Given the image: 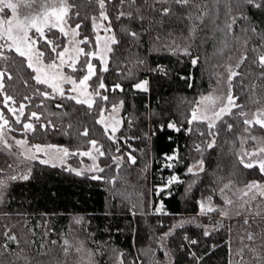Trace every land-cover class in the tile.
Wrapping results in <instances>:
<instances>
[{"label": "trees", "instance_id": "trees-1", "mask_svg": "<svg viewBox=\"0 0 264 264\" xmlns=\"http://www.w3.org/2000/svg\"><path fill=\"white\" fill-rule=\"evenodd\" d=\"M43 2L29 0L32 8L23 9L36 12ZM69 2L74 5L69 23H80V38L88 35L94 42L96 33L90 17L99 15L98 6L90 0ZM196 3L207 13L202 21L188 19L189 9L179 8L172 0H126L123 5L112 0L106 4L119 44L112 45L108 71L101 72L99 60L92 59L97 64V76L103 77L108 100L98 99L91 109L67 99V94L55 99L37 95L36 89L50 92V88L36 84L31 78L35 73L26 61L21 64L23 57L3 50L10 59L0 61V70H6L12 79L4 78L0 107L10 119L13 133L25 136L31 144L64 145L71 153L88 150L89 141L96 140L105 152L99 159L105 171L98 172L104 179L93 180L92 172L78 176L66 171L65 165L52 167L28 161L15 147L5 149L0 145V177L15 171L16 165L32 167L28 180L10 181L0 197V264H236L239 257L234 253L247 231L257 234L254 247L264 251V206H259L261 215L257 216L240 208L238 199L246 184L264 180L258 167L247 169L240 163L241 150L254 147L257 141L259 144L264 139V128L254 123L246 132L248 126L238 115L242 110L249 119L255 110L264 107V68L253 63L258 54L264 53V7H252L244 0ZM164 7L172 9L167 16L160 13ZM121 10L133 13L134 18L116 19ZM197 15L200 13L193 11V16ZM251 28L255 32L246 31ZM125 29L139 33L138 39L133 40ZM47 34L49 40L60 39L58 51L62 50L67 38L58 29ZM38 46L49 61L50 49L43 40ZM176 46L179 51H175ZM184 49L190 55H185ZM242 56L247 59L236 68L240 75L232 80V93L243 108H233V115L217 121L215 146L207 148L212 139L207 135V121H188L202 95L212 91L226 67H235ZM194 58H198L196 65L192 64ZM157 67H163L167 74L153 71ZM74 74L82 77L80 72ZM147 77L149 91L133 87ZM95 81L93 76V84ZM116 84L123 91H112ZM5 95L12 96L16 105H26L21 124L15 123V117L4 106ZM25 96L31 99L24 100ZM120 101L125 118L113 142L97 121L101 109ZM57 104L62 107L57 108ZM31 112H37L40 120L31 121L34 130L25 133L22 124L29 122ZM169 123L180 131L169 129ZM228 123L233 124L232 131L227 130ZM85 129L87 136L82 135ZM196 145H200L201 152L195 151ZM174 152L180 162L174 161L170 169L164 167L165 155ZM129 154L135 157V164L128 160ZM113 157L122 159L117 164ZM199 160H203L204 171H198V175L188 173L187 168ZM69 161L78 164L79 154L70 155ZM173 174L180 182L157 194L156 189ZM206 196L212 197L216 208H224L229 214H199V202ZM226 199L233 200L234 205L226 204ZM255 202L253 210L257 208ZM159 203H163L166 214L156 212ZM246 218L249 225L244 224ZM181 221L184 226L175 227ZM205 229L208 236L204 235ZM190 240L197 243L193 245ZM245 259L250 260V254L246 253Z\"/></svg>", "mask_w": 264, "mask_h": 264}, {"label": "snow or ice", "instance_id": "snow-or-ice-1", "mask_svg": "<svg viewBox=\"0 0 264 264\" xmlns=\"http://www.w3.org/2000/svg\"><path fill=\"white\" fill-rule=\"evenodd\" d=\"M90 2H94L99 9L98 16L90 17L92 22V29L96 33L95 41L90 40L88 35H84L82 39H78L81 36V24L76 23L75 27L69 26V21L72 17L69 15L71 9L74 7L69 0H45V2L41 3L40 7L42 11L38 14H28L25 15L23 19H20L19 9L21 7L20 3H15L13 0H0V14H4L6 10H11V16L7 19H0V61L7 62L10 57L4 54V49L6 48L9 52H15L19 57H23L24 61H21L23 64L25 61L27 63V67L35 73L31 78L35 80L37 85H46L47 88L51 89V93L47 90L36 89L37 95L43 97L44 99H55L58 95L62 98L66 96L63 85L70 84L72 87L69 89L71 93H75V95H68L66 98L70 100H75L77 104L87 105L89 109L93 107L96 103L95 97H99L100 100L106 101L108 97L106 95L101 94V90H107L106 85L103 81L102 76H97L96 67L91 62L92 59H98L101 63V72L108 71L107 62H108V54L113 52L112 45L119 44V41L116 39V34L112 32L111 21L109 20V16L106 10V4L111 3L112 0H90ZM126 0H119V3L123 5ZM131 3H135V0H130ZM172 2L182 9H189L188 11V19H200L202 21L203 16L207 15L206 12L203 11V8L200 4L196 3V0H172ZM245 4L250 5L255 8L264 7V0H244ZM27 9L32 8V3H24L23 5ZM193 11L196 13H200V15L193 16ZM172 9L170 7H164L160 9V13L162 15L167 16ZM79 12L76 13V16H79ZM121 17H126L128 19H133V13L119 11L116 19H120ZM142 19V17H140ZM247 18V17H245ZM87 19V17H85ZM108 21L107 25L103 22ZM232 23H235V17L232 18ZM232 24H228L229 30L231 29ZM103 28V31L106 33L105 37L101 38L99 35V30ZM51 32L53 29H58L64 38H67V43L64 44L62 50L60 39L49 40L45 35V30ZM255 32V28L246 29V31ZM34 31L33 35H30ZM195 31V28H193ZM125 32L128 36L132 37L133 40L138 39L139 33L130 31L125 29ZM159 39V38H157ZM43 40L47 49H50L48 52V60L49 62L45 63L46 52L40 50L37 46L38 43ZM84 45V47H81ZM88 48L89 50H85ZM95 50H92V49ZM175 51H179V46H176ZM175 51L173 54H175ZM185 55H190L187 49H184ZM259 51V50H253ZM84 57V60L81 61V57ZM247 59L246 56H242L240 60L235 65V68H239L241 64ZM198 58H194L192 60V64L196 65ZM139 63H143L142 60ZM253 63L258 64L261 68H264V53H260L257 55L256 59ZM79 64V68L77 65ZM67 66L71 69L73 73L80 72L82 73V77L77 82L71 75H66L63 71L64 67ZM158 73L167 74L166 70L163 67H157L153 69ZM229 75L227 78L228 83V92L226 96H216L212 95L201 97L200 101L197 102V107L193 109L191 114V119L188 121L189 124H192L193 121H207L208 132L207 135L212 137V139L207 143V148H213L215 146L216 140L215 137L219 134L218 131H214L216 129L217 121L222 120L224 115H233V108H243L242 105L236 103L237 97H234L232 94V80L240 75L239 72L234 70L232 67L227 69ZM262 78H264V73L261 74ZM7 76V79L11 80L12 76L8 75L6 70H0V90L4 89V78ZM93 76H96V81L94 82L95 86L89 84V81L92 80ZM92 87V91H89V88ZM133 87L138 90L148 91V81L142 80L140 82L134 83ZM121 88L120 84L114 85L112 91ZM31 98L28 96L24 97V100H30ZM226 101L224 103H221ZM9 102L15 103L12 96L5 95L4 96V106L7 108L8 112H11L15 116V123L21 124V117L24 116V111L26 105L21 103L17 108L9 107ZM260 101L254 100L253 103H259ZM220 103L221 106L218 110H215L216 105ZM201 105L204 107L202 108ZM211 106L214 110L212 111V115L209 116L208 106ZM123 106V101H120L119 105L112 106V112L116 113L119 107ZM57 108L62 107L61 104L56 105ZM238 115L243 119V123L248 126L245 128L246 132L250 131L251 126L255 123L260 127L264 128V107H260L253 113V119H248V113L244 111H240ZM29 122H24L22 124V129L25 133L28 131L34 130V124L31 122L33 120L39 122L40 116L37 112H31L30 116L27 118ZM111 134L109 135V125L105 123L104 117V109L100 110V119L97 123L105 124V134L108 135L110 140L115 142V132L118 129V125L120 121L115 119V117H111ZM49 123H51L49 121ZM42 127L44 125H41ZM227 130L232 131L233 124L228 123ZM169 129H174L175 131H180L179 128L176 127L174 123H169L167 125ZM11 130L10 121L5 115L0 112V145H2L5 149L10 147L7 142V131ZM189 132L192 129H188ZM82 135L87 136V129L84 130ZM204 135V133H201ZM250 139L256 141L257 138L254 136H250ZM16 145L23 147L26 144L25 140H16ZM261 145L258 148L253 149L250 152H243L240 155V163L244 166V168L252 169L254 167H258L259 172L264 174V141H260ZM89 144L91 145V149L86 152H72L70 153L67 148L63 149H55L56 152L60 153L58 157H53L49 155L48 159L40 160L41 164H48L53 160H58L59 165L63 166L66 163L65 158L69 155H81L88 156L93 160V164L87 169H74L70 166L66 167L65 170L69 172H74L76 175H84L85 171L91 172H104L103 168H100L95 160L97 156H104L105 152L101 150V146L98 144L96 140H90ZM33 148L35 152L45 151L48 154L46 149H42L39 145H34ZM51 149L52 146H49ZM119 151V148H117ZM195 151L201 152L200 145L195 146ZM95 152L97 155H93ZM20 155H24L25 159H35V155H26L25 153H20ZM128 160L131 161L132 164L136 163V159L131 154L128 155ZM122 157H113V160L119 164V161ZM166 163L164 167L173 168L175 162H180V157L174 152L172 155H165L164 157ZM52 167H57V163H52ZM11 168V165H9ZM198 169L200 172L204 171L203 168V160L197 161L195 164L187 168V172L193 175H198V172L195 171ZM2 171V170H0ZM14 171V170H13ZM31 173L30 171L23 174H7L3 179H0V197H2L3 191L8 187L10 181L16 180H28ZM91 179L93 180H101L104 177L99 175H92ZM109 183L113 181H108ZM179 178L176 175H172L169 177L167 182L163 187L157 188L156 193L159 194L164 192L166 188H169L174 183H179ZM192 185H189V190ZM225 188H228L229 185H225ZM223 192V189H221ZM247 197V199H245ZM257 197L264 200V183H259L257 181H252L245 185V188L241 190V195L238 197L240 200L239 207L244 209L245 211L250 212L254 215H261L259 207L255 210L251 208V205L254 201H257ZM225 203L228 205H234V201L231 199H226ZM135 206V205H134ZM219 212L221 215L227 216L229 212L224 208H216L212 204V197L206 196L199 202V213L201 215H207L212 212ZM156 212L163 213V203L160 204L159 207L156 208ZM166 214V213H163ZM237 215L240 214L239 211L236 212ZM79 222V221H77ZM245 225H249V220L246 218L244 220ZM184 221L178 223L175 227H183ZM210 233L207 229L204 231V235L208 236ZM257 234L252 231H247L244 236L240 238L241 247L238 248L234 255L239 257V260L236 261V264H264V251H258L255 247V240ZM11 239H15V237H11ZM245 240L251 243H245ZM67 244V241L65 242ZM190 243L195 245L197 243L196 240H190ZM264 247V246H262ZM67 251V249H65ZM246 253L250 254L251 259L246 260ZM193 258L196 259L195 254L193 253Z\"/></svg>", "mask_w": 264, "mask_h": 264}, {"label": "rangeland", "instance_id": "rangeland-1", "mask_svg": "<svg viewBox=\"0 0 264 264\" xmlns=\"http://www.w3.org/2000/svg\"><path fill=\"white\" fill-rule=\"evenodd\" d=\"M13 2H15V3H20L21 4V7H20V9H19V14H20V19H23L24 18V16L25 15H28V14H38V13H40L41 11H42V9H40V10H38V11H36V12H34V11H24V9H23V5H24V3H29V0H13ZM10 16H11V10H6V12L4 13V14H0V19H7V18H10ZM105 25H107V23H108V21H104L103 22ZM69 26L70 27H75V26H73V25H71L70 23H69ZM112 32H113V29H112ZM48 30L46 29L45 30V35H46V37H47V39H49V36H48ZM114 33V32H113ZM34 34V31L32 32V33H30V35H33ZM99 35L101 36V38H102V40H103V38L105 37V35H106V33L103 31V28H101L100 30H99ZM78 39H81L80 37H78ZM0 43H2V41H0ZM67 43V42H66ZM38 46V45H37ZM39 47V46H38ZM81 47H82V45H81ZM41 50V49H40ZM95 50V49H94ZM109 58H110V54H108V62H109ZM47 62H49V61H46V59H45V63H47ZM91 62L93 63V65L97 68V64H96V62H94V61H92L91 60ZM100 62V61H99ZM108 62H107V65H108ZM101 64V63H100ZM229 67H232V66H227L226 67V70H225V72L222 74V76H221V78H220V80H219V82H218V84L216 85V87L212 90V91H210V92H207L206 94H204V95H202V97H205V96H209V95H212L213 97H216V96H226V94H227V92H228V83H227V78H228V75H229V73H228V71H227V69L229 68ZM234 70H236V68L235 67H232ZM63 71H64V73L66 74V75H71L74 79H76L77 80V82L79 81V79L80 78H77L76 77V75L71 71V69L70 68H68L67 66H65L64 67V69H63ZM143 80H147L148 81V91L150 90V79H149V77H147V78H145V79H143ZM142 81V80H141ZM89 84L90 85H92L93 87L95 86L94 84H93V82H92V80L91 81H89ZM72 86L70 85V84H64L63 85V88H64V91H65V94H67V95H75V93H71L70 91H69V89L71 88ZM113 87L114 86H112L111 87V89H113ZM89 91L91 92L92 91V87H90L89 88ZM49 93H51V89H50V92ZM101 94L102 95H105L104 94V91L103 90H101ZM233 94V93H232ZM95 99V101H97L98 99H99V97H95L94 98ZM201 99V98H200ZM224 102H226V101H223V102H221V103H224ZM115 105H119V104H115ZM221 106V104L220 103H218L217 105H216V107H215V110H218V108ZM9 107H14V108H17L18 109V107H19V105H16L15 103H13V102H9ZM201 107L203 108L204 106L203 105H201ZM214 109L209 105L208 106V115L209 116H211L212 115V111H213ZM0 112H2L3 113V110H2V108L0 107ZM256 112V110L254 111V113ZM4 114V113H3ZM253 114V113H252ZM5 115V114H4ZM14 116V115H13ZM115 117V119H118L119 121H120V124L118 125V129H117V131L115 132V138H116V136H117V134H118V131L120 130V128H121V126H122V124H123V121H124V118H125V115L123 114V108L122 107H119L118 108V111L116 112V113H113L112 112V106L110 107V108H107V109H104V117H105V123L106 124H108L109 125V135L111 134V120H110V118L111 117ZM5 117L6 118H8L6 115H5ZM15 117V116H14ZM9 119V118H8ZM249 119H253V115H251L250 116V118ZM9 121H10V119H9ZM104 125V128H105V124H103ZM177 127V126H176ZM10 128H11V130H8L7 131V137H6V139H7V142H8V145L10 146V147H8V148H11V147H15L17 150H18V152L19 153H25L26 155H35V159H31V161H35V160H37V161H40V160H43V159H48L49 158V155H51V156H53V157H58L59 155H60V153H58V152H56L55 151V149H63V148H67L68 150H69V148L68 147H66V146H64V145H59V144H54V143H36V144H31V143H29L28 141H27V139H26V137L25 136H23V135H16V134H14L13 133V131H12V129H13V125H12V123L10 122ZM178 128V127H177ZM16 140H25L26 141V144L23 146V147H21V146H18V145H16V143H15V141ZM260 141H264V139L263 140H260ZM99 144V143H98ZM34 145H39L42 149H46L47 150V152H48V154H46L45 153V151H41V152H35V149L33 148V146ZM100 145V144H99ZM49 146H52V148L50 149L49 148ZM101 146V145H100ZM260 146H262L261 145V143H259L258 144V141H257V144L254 146V147H251V148H246V147H244L242 150H241V154L243 153V152H250V151H252L253 149H255V148H258V147H260ZM91 149V146H90V148L88 149V150H83V151H79V152H86V151H89ZM101 150L103 151V149H102V147H101ZM69 152L71 153V151L69 150ZM176 153V152H175ZM173 154V153H172ZM172 154H170V155H172ZM93 155H97L95 152H93ZM24 159H25V156L24 155H21ZM79 157H80V162L78 163V164H73V163H71L70 161H69V158H70V155L68 156V157H66L65 158V160H66V163H65V166L66 167H68V166H70V167H72V168H74V169H87V168H89L92 164H93V160L91 159V158H89L88 156H81V155H79ZM99 159H100V156H97V159L95 160V163L101 168V163H100V161H99ZM26 160H28L29 161V159H26ZM52 163H57V165H59V161L58 160H53V161H51L50 163H48V164H51L52 165ZM196 163V162H195ZM194 163V164H195ZM193 165V164H192ZM191 165V166H192ZM203 166H204V163H203ZM31 170H32V167H31V165H25V166H23V165H16L15 166V171H13V172H9V173H7V174H23V173H27V172H29L30 171V173H31ZM195 171H199L198 169H196ZM89 172H91V171H89ZM7 174H5V175H7ZM92 174L93 175H98V172H92ZM5 175H2L1 177H0V179H3L4 177H5ZM175 175V174H174ZM177 176V175H176ZM178 177V176H177ZM179 178V177H178ZM259 183H264V180L262 181V182H259ZM164 185H160L159 186V188L160 187H163ZM160 204L161 203H159V205L157 206V207H159L160 206ZM212 204H213V206L215 207V203H213L212 202ZM254 206H257V207H259V206H264V200H262L261 198H259V197H257V201L255 202V205ZM165 210H164V205H163V212H164ZM200 214V213H199ZM250 216H252V215H250ZM250 216H247V217H250Z\"/></svg>", "mask_w": 264, "mask_h": 264}]
</instances>
